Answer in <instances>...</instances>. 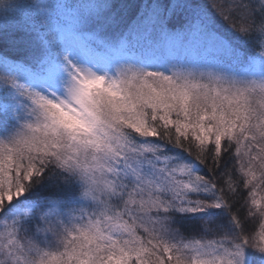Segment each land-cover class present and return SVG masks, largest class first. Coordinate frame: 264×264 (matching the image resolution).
Returning <instances> with one entry per match:
<instances>
[{"label": "snow or ice", "instance_id": "1", "mask_svg": "<svg viewBox=\"0 0 264 264\" xmlns=\"http://www.w3.org/2000/svg\"><path fill=\"white\" fill-rule=\"evenodd\" d=\"M0 264H264V0H0Z\"/></svg>", "mask_w": 264, "mask_h": 264}]
</instances>
